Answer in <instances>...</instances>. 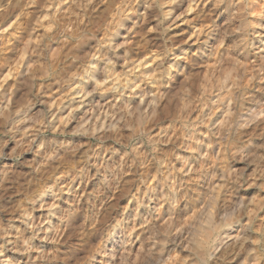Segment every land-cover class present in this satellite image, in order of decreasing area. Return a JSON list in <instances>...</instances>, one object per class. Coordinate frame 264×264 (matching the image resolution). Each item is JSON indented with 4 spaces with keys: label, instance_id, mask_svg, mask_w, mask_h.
<instances>
[{
    "label": "clouds",
    "instance_id": "obj_1",
    "mask_svg": "<svg viewBox=\"0 0 264 264\" xmlns=\"http://www.w3.org/2000/svg\"><path fill=\"white\" fill-rule=\"evenodd\" d=\"M0 264H264V0H0Z\"/></svg>",
    "mask_w": 264,
    "mask_h": 264
}]
</instances>
